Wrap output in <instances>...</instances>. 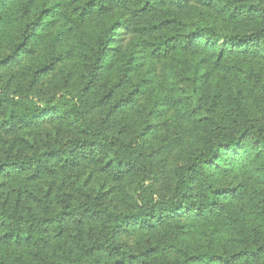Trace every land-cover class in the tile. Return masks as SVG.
Returning <instances> with one entry per match:
<instances>
[{"label":"trees","instance_id":"16d2710c","mask_svg":"<svg viewBox=\"0 0 264 264\" xmlns=\"http://www.w3.org/2000/svg\"><path fill=\"white\" fill-rule=\"evenodd\" d=\"M191 61L187 119L205 65L238 82L167 167L144 91ZM0 264H264V0H0Z\"/></svg>","mask_w":264,"mask_h":264},{"label":"rangeland","instance_id":"374dc122","mask_svg":"<svg viewBox=\"0 0 264 264\" xmlns=\"http://www.w3.org/2000/svg\"><path fill=\"white\" fill-rule=\"evenodd\" d=\"M97 26V24H96ZM70 26L65 27L62 32L65 35V44L63 46L62 51H68V46L75 44L76 47L78 46V40H84L86 38L89 39L88 33L84 32L83 30L72 29L69 31ZM88 34V35H87ZM76 42V43H75ZM256 63V62H254ZM257 63L256 66L252 65V63H242V61H233L228 65L233 66H241L248 68H252L254 70H259L261 67ZM197 65L196 61H191L187 63V74L190 77L189 82L186 84L183 82L179 86L183 92H177L172 81L167 78L166 73H159L158 76L153 78L154 83L151 84L145 89L144 93L147 99L152 100L153 96H158L157 100L162 103L161 107V117L159 120L156 121L158 127L156 128V134L154 136V144L157 148H163L164 146L168 147L169 149H175L172 152L165 155L167 159V167L172 166V164L180 162L184 158V153L188 150L191 135L194 131L203 128V123L205 120H208L211 117H214L219 112H221L229 103V98L232 93V85L236 84L237 78L234 75L233 71H229V66L225 67L221 70H214L211 66L205 65V76L202 79H199L198 82V89L201 93V106H205L204 109L202 107L194 106L192 107L195 112L200 116L199 117H190L186 118L185 116V109L184 105L178 103L184 100L182 95L191 91L194 85V69ZM145 67L138 71L139 74H143ZM204 79V80H203ZM48 85V82L45 84V87ZM215 96L217 99L215 101ZM155 99V98H154ZM163 99H165L163 101ZM147 101V100H145ZM145 103V102H144ZM148 110V108H147ZM212 110H216L215 113H212ZM131 111L129 113L130 118L132 117ZM136 113H133L135 115ZM169 170V169H168ZM249 188L250 190L247 193V198L244 203L248 205L245 210V216L247 220L255 227L258 223V220L254 218L250 211L254 209V195H256V187L259 186L258 182L255 181L253 177L251 180L248 179ZM258 188V187H257ZM249 208L251 210H249ZM219 221V220H217ZM208 222V223H199L195 224V233L196 237L202 240L206 239V235L212 230L218 223ZM215 223V224H213ZM211 225V226H210ZM226 236L225 231L222 230L218 233V237H216V247L220 248L223 244V238ZM196 238H193L192 241H195ZM7 250V248H5Z\"/></svg>","mask_w":264,"mask_h":264}]
</instances>
